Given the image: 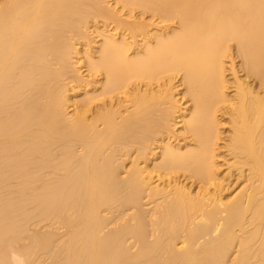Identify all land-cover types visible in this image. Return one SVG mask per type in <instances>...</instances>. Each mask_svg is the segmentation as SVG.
Returning a JSON list of instances; mask_svg holds the SVG:
<instances>
[{
  "label": "bare ground",
  "instance_id": "obj_1",
  "mask_svg": "<svg viewBox=\"0 0 264 264\" xmlns=\"http://www.w3.org/2000/svg\"><path fill=\"white\" fill-rule=\"evenodd\" d=\"M116 1L175 27L151 40L149 24L121 20L106 0H0V264L12 255L18 264H43L44 256L51 264H264V0ZM92 19L117 23L134 42L102 34L87 70L103 82L70 117L65 83L81 81L74 43ZM230 57L235 104L223 110L234 130L225 149L246 186L225 201L214 148L217 112L230 101ZM179 73L193 101L184 129L194 144L160 142L161 161L142 167L178 104L168 90L138 88L124 112L118 97L134 82L148 88ZM133 151L124 174L122 159ZM180 171L204 188L193 194L175 177ZM154 172L163 180L155 186ZM212 182L219 191L210 194ZM143 195L163 200L146 213L138 210ZM45 222L63 234L30 233Z\"/></svg>",
  "mask_w": 264,
  "mask_h": 264
},
{
  "label": "rangeland",
  "instance_id": "obj_2",
  "mask_svg": "<svg viewBox=\"0 0 264 264\" xmlns=\"http://www.w3.org/2000/svg\"><path fill=\"white\" fill-rule=\"evenodd\" d=\"M107 2H108L109 5H106V7L110 8V9L113 8L114 12L116 10V12H117L116 15L117 16L119 15L118 17L119 18L121 17L120 18L121 20H124V21L127 20L129 22H135V21L136 22H143V23H147V25L149 24L148 28H146L147 31H145V33H144L145 36L148 37V39H149V37H150V39L152 37L154 39V34L156 32H157V34H159L160 32L161 33L168 32L167 31L168 28L170 30V28H172V27L174 28L175 27V25H173L172 23H170V24L169 23L168 24L167 23L162 24L161 22H159L160 20H156L157 19L156 17L155 18H151L152 17L151 15H148V14L143 15L140 11H136V12L130 14L128 12V10L123 8L122 4L118 3L116 0H106V4H107ZM108 22H109V24H108ZM108 22H106L105 20H101V19H99L98 21L97 20L93 21V19H92V21L88 20L89 25H88V23L86 25H88L87 27L90 26V28L85 29V31H84V29H82L81 35H82V32L84 34L80 38H77L75 40V42H76V43H74L75 47H76L75 49H77L78 52L76 51V54L74 55L73 60H72L73 68L74 67L76 68L75 69V73L78 72V78L80 76V80L81 81L78 80L79 83L82 82L83 84L87 83L89 85L87 87L79 86L81 84H79L78 82L66 81L65 84L68 83L67 84V86H68L67 87L68 94L72 97V99L70 101V104H68V111L69 112L67 111V113H68V115H70V117H72L74 115V113L76 112V110H78L76 108H78L77 106L80 104V101L83 98H85V96H87L85 94H87V92H89V91L90 92H89L88 95L93 94L92 92L98 90L99 87L101 86L102 82H103L104 77H101V76H97V77H92L91 76L90 77L89 76V72L87 70V68H88L87 64H88V61H89L88 57L93 56V59H97V57H98L99 47H101V45H102V43L104 41L103 39L105 38V36H103L102 34L105 35L108 32L110 34H115L116 38L118 40H121L123 35H124L125 39H127V40L130 39V41H128V42H134V39L132 38V36L129 33V31H126V29H121V28L117 29V23H114V22L112 23V21H108ZM85 28H86V26H85ZM143 38L144 37L142 36V37H139V38L135 39V43L136 44L133 47L134 49L130 51V55L131 56H134L135 55L134 53L136 51L140 50V49H137V48L138 47L140 48V45L142 44L141 41L143 40ZM153 39H151V40H153ZM233 52L234 51H233V48H232V56L234 54ZM226 59H227L226 61L224 59V61H225L224 63L226 64V65H224V66H226L225 67L226 69H225L224 77L226 75L225 79L226 80L228 79L227 80L228 82L226 83L225 92H226V95H230V97L228 96L230 101H229V103H226L227 105L226 104L221 105V109L222 110L218 111L217 115H216L217 119L219 121L218 132H219V138L220 139L219 138L217 139V141H218L216 143L217 146H216V148H214V149H216V151H215L216 153H215V157H214V163H215L216 171H217V174H218V176H217L218 181L217 182L218 183L220 182L222 184L221 181H223V184H222L223 186L222 187L225 186L224 187L225 190L223 191V189H222L220 196H222L225 201H228V200L232 201L233 200L232 198H234L235 196L237 197V193L239 194L244 189L243 187L246 186L245 185L246 183H244L245 182V178L244 179H240V176H238V172L235 170L236 166L234 165V162H232L234 156H230V153L227 152V150H226L227 149L226 146L229 144V140L228 139L232 135L231 134L232 130H234V124L231 121L232 120V117H231L232 115L228 114L229 112H226L224 110L227 109L228 111H231V109L233 108L232 106L235 104V101H233L234 99L231 101L233 96H235V94H234L235 93V87H234V85L232 83L234 81V79H233L234 75H233L232 71L230 70L231 69V57L230 58H226ZM234 62L236 63L235 64L236 66L237 65L240 66V64L242 63L241 59L236 58V57L234 59ZM239 69H240V67H239ZM74 75L75 74H73V76ZM238 76H240L241 79L242 78L245 79V75H244V73L241 70H240V73H239ZM98 77L103 78V79H100ZM232 79H233V81H232ZM171 80H172L171 83H168V82H170L169 80H167V82H166V80H163V81L161 80L159 82H155L154 81V83L152 82V85L149 84L151 87H148V88L146 86H143V83L134 82L135 85L137 84V88L135 86H133L132 85L133 83H132L131 84L132 87L130 85L128 87L129 92L124 93V94L122 93L118 97V98H120L121 101H123V104H125L126 107H129V108H125V106L123 105L124 106L123 111L124 110L127 111V110L132 109L133 103H131V101H130L131 97L129 99V94L131 93V95H133V94L136 95V93H139L138 91H140V90L144 91L143 89H145V90L148 89V91H152V92L153 91H158V92H155V93H159V92H161V90H162V92L168 90L167 94H169V92H171L170 93L171 94L170 97L173 98V101L175 100V102L178 104V109H177V111L175 109L176 113H174V115H173L174 117L172 116L171 119H170V123L168 122V124H167L169 126H167V128H165L164 131H162L164 133V135H163V133L162 134L161 133L158 134L156 136V140L157 141L155 140V141H153L154 143L153 142L150 143V147L148 149V151H149L148 155H149L150 160L148 161V159H149L148 157L146 158L147 161H146V159H143V158H141V160L139 159L140 164H141L142 167H145L147 164H149L150 167H153L154 163H156L158 161H161L160 160L161 159L160 153L162 151L161 148H163V146H165L167 142L168 143L171 142V144L172 145L174 144L175 146H179L180 145V147H183L184 149H185L184 146H188V145L190 146L191 144L192 145L194 144L193 143L194 142L193 138H192V141H191V138H188L189 137L188 135H190V134L188 133V135H187L185 133L186 131L184 129V127H185L184 121L188 117H190V112H191V108L193 106V101H192V99H190L191 98L190 95L186 93L187 87H185V84L183 83V80H184L183 73L177 74L175 76V78H172ZM245 80H247V79H245ZM95 81H97V83H94ZM98 81H100V82H98ZM229 81L231 82L232 85L230 84ZM134 88L137 89V91L135 90L136 92L133 90ZM138 88L140 90H138ZM150 88L152 90H150ZM162 92H161V94H162ZM96 104H99V103H96ZM100 104H105V102H100ZM164 107H165V104H164ZM166 107H169V105H166ZM223 107H224V110H223ZM230 123H232V124H230ZM227 135H228L229 138L227 137ZM160 142L162 144L164 142L165 145L162 146ZM134 153L135 152L133 151L132 152L133 155L130 154L129 156H127V158H123L122 159L123 161H122V165L121 166H123V167H122L121 171L122 172L124 171V174H125V171H127L130 167H132L133 162L136 161L135 160L136 159V153L135 154ZM232 167H233V170H231ZM244 169L247 171L248 167H245ZM248 173H249V171H248ZM248 173H247V175H248ZM124 174H123V176H125ZM234 174H235V176H234ZM245 174H246V172H245ZM153 176H154V178H153ZM176 176L178 178V181L182 182L180 184L187 185L188 188L192 191L193 194L194 193L196 194V192L199 191L200 189L202 190V187L204 188V183L200 179L194 178V177H193V179H192V177L190 178V173H188L186 171H180V174H178V175L175 174V177ZM151 177L153 179L152 182H153L154 186L156 184H158V182L161 183V181H163V180L159 181L160 178H158L159 176L155 172H154V174L151 175ZM175 177L173 176V180H176ZM185 177H187V178H185ZM169 178H171V179L168 180L167 177H166V178H164V180L172 181V175ZM243 180H244V182H243ZM217 182H215V183L212 182L211 184L206 185L205 189L208 188V190H206V191H208V193H210V194H213V192L215 193V191L217 193V190H218V189H216V188H218V187H216V185H217L216 183ZM146 196L147 195H145V197H144V195L142 196V199H143L141 201L142 205L140 204V208L138 210L141 209L142 211H145L147 213L148 211H151L158 204L160 199L158 198V201H157V199H154L155 201H157V202H155L154 200H152V199H150L149 197H146ZM162 200H160V201L162 202ZM161 202H159V203H161ZM133 211L135 212V210H129V211L127 210L126 213L129 216V215H131L133 213ZM47 224H48V222H45V223L40 224L38 226H36V224H32V227L34 226L32 228L33 230L31 229V224H30V226H29L30 233L32 231H33V233L36 232L37 229L40 230V231H43V232L45 230L49 231V229L51 227H54V226L49 227V225H51L52 223L51 224L49 223L48 226H47ZM45 226H47L49 228H46ZM52 229H53L54 232L52 231ZM51 232L54 233V234H57L59 232V234H57L59 236H60V234H63L62 233L63 230H59L57 232V231L54 230V228H51ZM61 236H63V235H61ZM180 241H179V243L182 244V242H180ZM132 242H133V240H130L129 244H132ZM48 257L44 256L43 258H40V262H42V263L44 262L43 264H51L52 263V258L51 257L48 258ZM232 258H234V257H232ZM41 259H43V260L41 261ZM12 261H13L12 264L13 263L18 264V262H19L18 258L16 256L14 257V255H12ZM19 264H21V263H19Z\"/></svg>",
  "mask_w": 264,
  "mask_h": 264
}]
</instances>
